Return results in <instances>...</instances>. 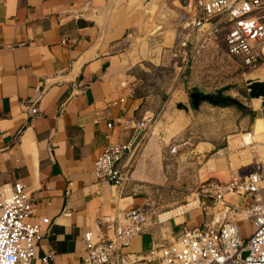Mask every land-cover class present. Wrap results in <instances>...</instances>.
<instances>
[{
	"label": "crops",
	"instance_id": "0c3cea01",
	"mask_svg": "<svg viewBox=\"0 0 264 264\" xmlns=\"http://www.w3.org/2000/svg\"><path fill=\"white\" fill-rule=\"evenodd\" d=\"M169 1L144 7V0H0V199L22 183L36 203L33 221H51L36 258L52 253L51 264H80L87 253L84 235L99 236L106 218L154 210L150 201L168 182L173 154L156 127L124 187L100 181L94 165L106 146L131 143L138 124L149 121L131 95L129 71L158 62L183 31V12L174 4L192 1ZM32 107L38 114L31 115ZM248 107L245 113L215 106L208 139L192 151L196 182L264 174V111L253 101ZM215 213L211 199L172 205L157 219L149 217L116 264L121 256L131 264H160L163 247L185 227L210 224Z\"/></svg>",
	"mask_w": 264,
	"mask_h": 264
},
{
	"label": "built area",
	"instance_id": "2783aa9c",
	"mask_svg": "<svg viewBox=\"0 0 264 264\" xmlns=\"http://www.w3.org/2000/svg\"><path fill=\"white\" fill-rule=\"evenodd\" d=\"M195 11V16L185 13L178 21L198 31L225 25L227 54L244 70L264 67V0H197ZM38 112L32 107L31 115ZM149 127V121L143 120L131 143L112 142L105 147L94 165L100 181L125 186L150 137ZM176 152L173 147L171 153ZM200 189L198 197L210 198L216 209L213 221L200 228L185 227L177 240L161 249L160 264H264L263 171L227 182L203 183ZM69 195L70 191L67 198ZM35 207L31 192L22 183L13 186L9 197L0 199V264H33L38 259L36 248L48 238L51 221L42 217L34 222ZM241 220L252 224L248 238L242 236ZM148 221L145 208L132 209L122 218H106L99 236L93 232L84 235L87 253L80 264H116L118 255L143 232ZM245 252L250 254L243 259ZM54 257L47 253L38 263L51 264ZM136 261L138 258L133 259ZM147 261H152L151 257ZM118 264L131 263L121 256Z\"/></svg>",
	"mask_w": 264,
	"mask_h": 264
},
{
	"label": "rangeland",
	"instance_id": "374dc122",
	"mask_svg": "<svg viewBox=\"0 0 264 264\" xmlns=\"http://www.w3.org/2000/svg\"><path fill=\"white\" fill-rule=\"evenodd\" d=\"M172 1L176 0H170L169 6ZM191 1V6L184 5L182 1H176L174 5L183 14L195 16L197 0ZM223 26L213 31L181 27L183 31L180 36L174 39L171 46L164 48L158 62L145 61L129 71L131 95L141 102L140 111L150 117V132L156 127L154 131L169 153L173 147H177V152L167 163L168 182L150 201L154 210L150 211L149 217L154 220L172 205L189 204L199 197L204 201L210 199L198 197L200 188L203 183L217 180L196 182L199 164L197 155L192 153L196 148L201 149V142L208 139L205 136L207 118L218 117L214 115L216 104L209 97L221 92L224 96L238 99L249 109L252 100L245 79L264 75V67L244 70L227 54L224 40L226 30L222 29ZM195 93L201 96L198 104L192 98ZM244 115L242 113L240 118ZM162 121L164 125L158 129ZM240 227L243 238L250 237V221L244 220ZM33 264H39L38 259Z\"/></svg>",
	"mask_w": 264,
	"mask_h": 264
},
{
	"label": "water",
	"instance_id": "95a60500",
	"mask_svg": "<svg viewBox=\"0 0 264 264\" xmlns=\"http://www.w3.org/2000/svg\"><path fill=\"white\" fill-rule=\"evenodd\" d=\"M153 0H144V7L148 5ZM246 88L248 91V95L252 101H258L259 102V108L264 109V75H257L254 77H249L245 79ZM192 98L194 99V103L198 104V100L201 99V96L197 93L192 95ZM203 99L206 97H202ZM210 100H213V98L209 97ZM249 252H245L242 255V258L245 259L247 256H249Z\"/></svg>",
	"mask_w": 264,
	"mask_h": 264
},
{
	"label": "trees",
	"instance_id": "16d2710c",
	"mask_svg": "<svg viewBox=\"0 0 264 264\" xmlns=\"http://www.w3.org/2000/svg\"><path fill=\"white\" fill-rule=\"evenodd\" d=\"M213 98V103L216 105H221V106H227V105H232L237 107L239 110L244 111L245 113L248 112V108L238 99L233 98L231 96H224L223 93L219 92L216 95L212 96Z\"/></svg>",
	"mask_w": 264,
	"mask_h": 264
},
{
	"label": "bare ground",
	"instance_id": "6f19581e",
	"mask_svg": "<svg viewBox=\"0 0 264 264\" xmlns=\"http://www.w3.org/2000/svg\"><path fill=\"white\" fill-rule=\"evenodd\" d=\"M262 68H263V67H262ZM262 68H261V69H262ZM254 102H256V103H257V105L259 106V102H258V101H254Z\"/></svg>",
	"mask_w": 264,
	"mask_h": 264
}]
</instances>
